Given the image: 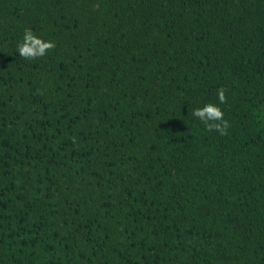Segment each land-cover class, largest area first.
<instances>
[{"label":"trees","instance_id":"trees-1","mask_svg":"<svg viewBox=\"0 0 264 264\" xmlns=\"http://www.w3.org/2000/svg\"><path fill=\"white\" fill-rule=\"evenodd\" d=\"M0 264H264V0H0Z\"/></svg>","mask_w":264,"mask_h":264},{"label":"clouds","instance_id":"clouds-1","mask_svg":"<svg viewBox=\"0 0 264 264\" xmlns=\"http://www.w3.org/2000/svg\"><path fill=\"white\" fill-rule=\"evenodd\" d=\"M55 47V42L45 41L37 37L31 29H26L23 40L17 47V52L26 60H36L44 57ZM217 96L219 104L227 103L226 89H218ZM219 104L209 102L204 107L195 109L192 114L204 123L208 131H217L220 135H227L230 124L224 119V112Z\"/></svg>","mask_w":264,"mask_h":264}]
</instances>
